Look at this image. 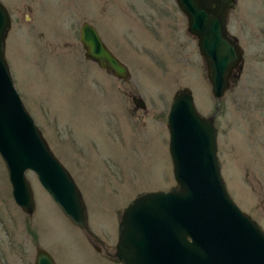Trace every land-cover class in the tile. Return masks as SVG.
Returning a JSON list of instances; mask_svg holds the SVG:
<instances>
[{"label":"rangeland","instance_id":"1","mask_svg":"<svg viewBox=\"0 0 264 264\" xmlns=\"http://www.w3.org/2000/svg\"><path fill=\"white\" fill-rule=\"evenodd\" d=\"M0 2L10 17L4 56L13 85L77 186L99 240L73 225L29 170L35 208L22 212L0 158V264H34L36 247L55 264H121L108 254L123 208L138 194L175 185L166 115L182 90L201 115L213 117L227 192L264 231V45L245 41L238 77L215 99L174 0ZM250 3L241 7L248 24L261 9ZM84 21L127 66V80L84 57L78 39ZM129 94L141 97L145 109L133 110Z\"/></svg>","mask_w":264,"mask_h":264},{"label":"water","instance_id":"2","mask_svg":"<svg viewBox=\"0 0 264 264\" xmlns=\"http://www.w3.org/2000/svg\"><path fill=\"white\" fill-rule=\"evenodd\" d=\"M174 1L186 18V31L196 40L210 94L220 99L243 62L241 49L225 32L224 14L231 2L221 0V8L212 10L200 0ZM9 26V14L0 2V158L12 200L25 214L33 213L34 198L24 175L29 170L62 214L99 241L89 230L77 186L13 85L4 56ZM78 39L86 59L116 78L128 79L127 66L90 23L80 24ZM130 99L135 107H145L141 97ZM166 127L175 185L138 194L123 208L114 251L108 255L121 264H264V231L236 206L222 180L213 117L197 111L189 90L177 91L171 97ZM33 263L55 264L40 247Z\"/></svg>","mask_w":264,"mask_h":264},{"label":"flooded vegetation","instance_id":"3","mask_svg":"<svg viewBox=\"0 0 264 264\" xmlns=\"http://www.w3.org/2000/svg\"><path fill=\"white\" fill-rule=\"evenodd\" d=\"M201 3L207 2L212 10L221 8V0H200ZM231 3L227 5L224 14V26L226 35L235 41L239 48L241 49L243 58V44L247 39L252 38L254 42H258L259 46L264 45V0H253L256 2L258 10L257 17L248 24L247 18L241 7L249 9L251 8L250 0H229ZM175 2V1H174ZM176 4V3H175ZM177 6V5H176ZM178 8V7H177ZM7 10V8H6ZM179 10V9H178ZM180 11V10H179ZM8 12V10H7ZM181 12V11H180ZM182 13V12H181ZM183 14V13H182ZM184 16V14H183ZM185 18V16H184ZM10 20V17H9ZM186 22V18H185ZM187 32V31H186ZM188 33V32H187ZM188 36L194 38L188 33ZM246 45V44H245ZM264 54V52H263ZM264 56V55H263ZM203 61V59H202ZM243 63V62H242ZM204 64V61H203ZM205 68V64H204ZM115 77V76H114ZM116 78V77H115ZM119 79V78H117ZM121 81H125L119 79ZM131 96H138L137 94H129ZM144 108H137L133 105V110ZM214 124V123H213Z\"/></svg>","mask_w":264,"mask_h":264}]
</instances>
